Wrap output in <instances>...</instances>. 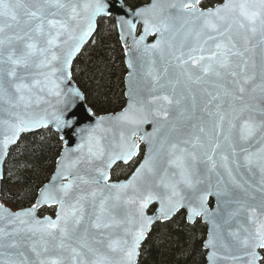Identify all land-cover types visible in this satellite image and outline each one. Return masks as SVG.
<instances>
[{
	"label": "snow or ice",
	"instance_id": "snow-or-ice-1",
	"mask_svg": "<svg viewBox=\"0 0 264 264\" xmlns=\"http://www.w3.org/2000/svg\"><path fill=\"white\" fill-rule=\"evenodd\" d=\"M200 5L0 0V165L22 133L51 126L64 142L30 207L12 212L0 204V264H138L153 226L181 209L190 223L211 222V264L264 260L257 251L264 249V0ZM113 17L146 65L149 95L129 93L121 113L85 125L95 113L79 115L86 96L73 81V62L98 20ZM161 120L170 125L163 136ZM148 123L152 132L144 131ZM113 127L118 139L108 135ZM140 141L149 146L143 162L130 179L113 182V165L137 156ZM225 205L224 223L237 224L227 232L230 243L217 219ZM53 206L54 219L37 216Z\"/></svg>",
	"mask_w": 264,
	"mask_h": 264
},
{
	"label": "trees",
	"instance_id": "trees-1",
	"mask_svg": "<svg viewBox=\"0 0 264 264\" xmlns=\"http://www.w3.org/2000/svg\"><path fill=\"white\" fill-rule=\"evenodd\" d=\"M150 1L124 0L131 9ZM115 28L114 18L101 19L93 43L73 65V80L97 116L116 114L126 104V49L122 47ZM62 148L58 135L51 130L24 135L11 149L6 162L0 194L3 205L14 212L30 207L39 188L51 179ZM139 162L140 157L128 166H117L111 173L112 180L128 179ZM54 212V209H43L39 215L54 216ZM206 235L207 227L200 220L189 225L185 213L180 212L171 222L154 227L141 248L139 264H207L204 250Z\"/></svg>",
	"mask_w": 264,
	"mask_h": 264
},
{
	"label": "water",
	"instance_id": "water-1",
	"mask_svg": "<svg viewBox=\"0 0 264 264\" xmlns=\"http://www.w3.org/2000/svg\"><path fill=\"white\" fill-rule=\"evenodd\" d=\"M204 1H206V0H201V3H203ZM150 2H151V1H150ZM124 6H125V8H130V7H128V6L126 5L125 2H124ZM200 6H201V5H200ZM130 9H131V8H130ZM113 18H114V17H113ZM100 20H101V19H99L98 22H97V30H96V33H97V31H98V24H99V21H100ZM114 20H115V18H114ZM116 32H117V36H118V39H119V41H120L122 47L126 49V53H125V61H124L125 69H126V75H125V77H124V99H125L126 104H125V107L123 108V110H124L125 108L128 107V105H129V103H130L129 93H132V94L137 95V96H140V97H147V96L149 95V91H148V89H149V85H148V83H147V78H146L145 75H144V73L146 72V65H144V62H143V60L141 59L140 54H139L138 52H135V51L132 50V39H131V37H128V39H127V44H126L125 41L122 40V39L120 38V30H119V27H118L117 25H116ZM96 33L94 34L93 39H92L87 45H85V47L82 49L81 54L84 52V50H85L87 47H89V46L92 44V42L94 41V38H95V36H96ZM142 34H143V24H142V23H138V24H137V31H136L135 35H136L137 38H139V36L142 35ZM157 39H158V34H157V35H149V36L147 37V39L145 40V43H146V44H152V43H155V41H156ZM81 54H80V55H81ZM80 55H78L77 58L74 60L73 65H74L75 61L78 59V57H79ZM129 60H131V61H132V64H133V67H131V68L129 67ZM73 81H74V80H73ZM74 83H75V81H74ZM75 85L78 87V85H77L76 83H75ZM81 91H82V90H81ZM82 103H83V108H81V109H80V112H79V115H80L82 118L87 116V112L85 111L86 109L91 110V112L94 113V112L92 111V109L87 105L86 100H85L84 102H82ZM123 110H121L120 112H118V113H116V114L100 115V116L95 115V116L91 117V119H85V120H84V124H85V125L93 124V123L95 122L96 118L101 117V116H103V117H114V116H116L117 114L121 113ZM174 116H175V111L173 110V111L170 112V114H169V120L171 121V120L173 119ZM155 126H156V125H154V124H152V123L145 124V125H144V131H145V132H152V131H153V128H154ZM160 127H161L160 135L163 136V135H165V134L168 132L170 125H169L167 122H164V121L161 120V122H160ZM42 130H51V131H53L54 133H56L55 129L52 128L51 126H50L49 128H47V129H38V130H34V131H32V132H25V133H22V134L20 135L19 140L17 141V144L10 146V148H9V154H10L11 149L14 148V147H16V146L18 145L20 139H21L24 135L37 133V132L42 131ZM56 134H57L58 137H59V134H58V133H56ZM113 134H115L116 139H118V138H119V128L113 127V132L109 133L108 135H109V137L111 138V137L113 136ZM76 139H77L76 137H72V138H71V140H76ZM60 141H61V140H60ZM61 142H62V144L64 145V142H63V141H61ZM139 143H140L139 153H140V151H141V148H143V157H142V159H141V162H140L139 165L137 166V168H138V167L140 166V164L143 162V159L145 158V156H146V154H147V152H148V147H149L148 144L145 143V142H143V141H140ZM71 146H72V147H75V143H72ZM138 156H139V154H138L137 156L133 157L132 160L129 161L128 163H124L123 161H118L115 165H113V168L111 169V173H112V171H113L117 166H119V165L128 166V165H129L130 163H132L136 158H138ZM8 157H9V156H8ZM8 157H7V159H8ZM6 162H7V160H6ZM5 166H6V163L3 164V165H0V172H2L3 175H4V172H5ZM135 170H136V169H135ZM55 171H56V168H55ZM55 171H54V173H55ZM54 173H53V175H54ZM133 173H134V172H133ZM133 173H132V174H133ZM132 174H131V176H132ZM53 175H52V177H53ZM131 176H130L128 179H130ZM4 177H5V176H4ZM52 177H51V179H52ZM51 179H50V180H51ZM128 179H126V180H122V181H127ZM50 180H49V182H50ZM3 181H4V179H3V180H0V194H1V188H2V183H3ZM112 181H113V180H112ZM49 182H48V183H49ZM113 182H117V181H113ZM118 182H120V181H118ZM48 183H47V184H48ZM0 204H3V203L1 202V200H0ZM208 206H209V208H210L211 210H213V211L216 210L217 200H216V198H215L214 196L209 198ZM4 207L7 208V209H9V208L6 207L5 205H4ZM157 207H158V204H155V203L152 204V205H150V206H149V209H148V214H149V215L154 214L155 209H156ZM229 208H230V206H228V205L223 206V207L220 209V216L217 217V219H218L219 223L221 224V231H222L223 234H224V239H225L227 242L230 243L229 238H228V236H227V232H228V230H229L230 228H232V229L236 228V227H237V224L235 223V221H233L231 224H225V223H224V220L227 219V213H228ZM43 209H55V213H56V207H55V206H53V207H51V208H49V207H43V208L39 209L38 212H37V216H38L39 218H41V219H43L44 217H46V216H43V217H42V216L39 215L40 211H42ZM9 210L12 211L11 209H9ZM12 212H14V211H12ZM180 212H184V213H185L186 221H187V223H188L189 225H194L198 220H200V221H201V222L207 227V235H206V239H205V241H204V250H205L206 253H207V255H206V261H207V264H211V262H210V260L208 259V257H209L210 252L212 251V249L209 248V247H206V242L208 241L209 236L211 235V232H212V224H211V222H210L209 220L205 219L204 217H198V218L195 219V222H194V223H190V222L188 221V219H187V217H188V212H187L186 209H181L179 212H177L176 215L173 216L172 220H173V219H174V218H175ZM55 213H54V216H51L53 219L55 218ZM172 220H171V221H172ZM171 221H168V222H171ZM166 223H167V222H166ZM156 225H158V224H156ZM156 225L153 226V229H154V227H155ZM0 226H3V225L0 224ZM152 231H153V230H152ZM151 233H152V232H151ZM151 233H150V234H151ZM150 234H149V235H150ZM146 240H147V239H146ZM146 240L144 241V243L146 242ZM144 243L142 244V246L144 245ZM142 246H141V248H142ZM257 251L259 252L260 256H262V251H264V249H258ZM218 254H219V255H225L226 253L224 252V249L219 248V249H218ZM233 254H237V255H239L240 253L237 252V251L234 249V250H233ZM139 260H140V256H139V259H138V264H139ZM261 261H262V260H261ZM261 261L259 262V264L261 263ZM217 264H232V262H231V261H228V260H218V261H217Z\"/></svg>",
	"mask_w": 264,
	"mask_h": 264
},
{
	"label": "rangeland",
	"instance_id": "rangeland-1",
	"mask_svg": "<svg viewBox=\"0 0 264 264\" xmlns=\"http://www.w3.org/2000/svg\"><path fill=\"white\" fill-rule=\"evenodd\" d=\"M223 0H207L206 2H204L205 4H203L202 8H207V7H212L213 5H216L218 3H222ZM116 32V30H115ZM140 160H141V156H140Z\"/></svg>",
	"mask_w": 264,
	"mask_h": 264
}]
</instances>
